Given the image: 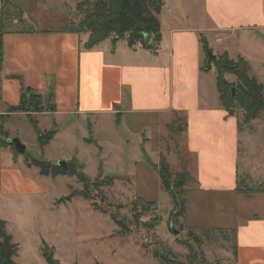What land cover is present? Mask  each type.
Returning <instances> with one entry per match:
<instances>
[{
  "label": "crops",
  "instance_id": "1",
  "mask_svg": "<svg viewBox=\"0 0 264 264\" xmlns=\"http://www.w3.org/2000/svg\"><path fill=\"white\" fill-rule=\"evenodd\" d=\"M9 3L19 8L15 2ZM1 4L2 0L0 10ZM199 12L191 18L157 16L161 40L154 50L139 44L129 47L125 40L112 38L86 50L89 35L62 33L64 24L51 31L33 28V33L6 28L0 37L3 128L15 116L29 122L26 114L10 110L19 105L25 90L41 95L45 104L53 100L54 113L32 115L41 132L49 128H40V118L52 119L56 130L53 140L64 131L62 122L65 128L75 124L82 134V130L92 129L98 118L114 116L119 123L139 116L177 115L175 123L180 124V119L183 123L184 144L201 188L206 185L217 192L228 191L248 201L264 197L238 192L240 177L247 174L253 180L251 175L260 169L247 161L251 135L245 132L243 149L239 120L222 108L216 72L212 80L213 68L205 70L203 51L204 40L214 56L226 54L234 61L242 58L249 66V75L264 87V0H201ZM24 15L22 20L27 21L29 17ZM232 77L225 75L229 83L235 82L230 81ZM80 133L78 139L84 143L96 142L90 139V132L87 137ZM25 168L30 169L23 156L0 148L1 201L38 192L35 184L23 177ZM257 209L240 220L237 217L233 264H264V201Z\"/></svg>",
  "mask_w": 264,
  "mask_h": 264
},
{
  "label": "rangeland",
  "instance_id": "2",
  "mask_svg": "<svg viewBox=\"0 0 264 264\" xmlns=\"http://www.w3.org/2000/svg\"><path fill=\"white\" fill-rule=\"evenodd\" d=\"M8 1L15 2L26 14L23 15L29 17L24 21L26 24L38 31H51L56 26L61 28V24L79 25L85 9L79 8L80 3L92 0ZM162 2L163 7L158 16L174 19L178 15H189L190 18L191 15H200L201 0ZM6 12L4 29L22 31L19 22L21 17H17L12 10ZM175 23L180 25L182 22L175 20ZM212 44L214 41H211ZM214 69L210 76L212 80H215ZM234 80L233 76L230 81ZM233 91L235 94V89ZM234 112L243 131V149L245 132L251 135L248 142L250 158L247 161L253 168L264 171V111L249 124L244 123L243 110L235 109ZM176 119L177 115L172 114L139 116L117 123L116 118L110 116L98 118L86 133L81 128L82 134L80 127L79 131L75 124L65 128L62 122L64 131L41 149L27 119L11 117L4 127L9 132V144L19 141L26 148V154L10 149L13 156L21 155L25 162L27 157L42 158L52 165L62 162L67 164L75 159L78 164L84 165V173L89 179H113L110 187L100 189L103 199L95 200L107 209V214H102L94 210L91 201L79 198L59 204V200L68 197L73 191L82 190L76 177H44L34 166L25 168L23 177H28V182L34 183L35 191L38 192L25 197L9 196V201L0 200V223H4L7 234L17 245L15 262L47 264L41 255L44 242L53 249L54 257L60 264H159L150 254L155 249L161 254L170 253L181 264H193L188 247L183 245L184 242H190L200 262L233 264L237 217L240 220L258 211L257 206L263 203L264 197L248 201L244 199L245 196L232 195L228 191L217 192L206 185L201 188L200 182L194 178V162L189 159L184 144L183 123L180 119V128L175 129ZM40 128H49L43 133L49 132L55 128L54 122L43 116L40 118ZM89 132L90 139L96 141L94 144L78 139L79 133L87 137ZM143 151L154 164L163 163L169 168L172 181H176L177 174L186 172L191 178L192 181L184 186L181 194V198L186 200L183 217H175L172 198L164 190L158 173L146 163ZM243 167L241 161L240 169ZM260 171L251 175L255 177L253 180L247 174L241 176L239 186L264 188V179H257L264 176ZM137 199L153 204L151 211L142 215L141 223L157 221L158 225L154 229L133 222L132 203ZM110 214L125 220L130 233L121 236ZM188 232L195 233L200 243L191 242Z\"/></svg>",
  "mask_w": 264,
  "mask_h": 264
},
{
  "label": "trees",
  "instance_id": "3",
  "mask_svg": "<svg viewBox=\"0 0 264 264\" xmlns=\"http://www.w3.org/2000/svg\"><path fill=\"white\" fill-rule=\"evenodd\" d=\"M84 7V18L79 25L68 26L65 24L61 29L62 33L89 35L85 45L86 50H90L105 40L112 38L125 40L129 47L139 44L147 50H154L161 40L160 23L157 18L160 13L163 2L162 0H92L91 2L83 1L79 8ZM8 10H12L17 17H21L19 22L22 26V31L25 33H33L31 26L23 20L21 9L14 7L6 0H2L0 10V37L3 35L5 25V15ZM203 51L206 55L204 64L205 70L209 71L213 68L216 70V86L219 93V100L222 108L230 115H235V109H241L245 113L244 123L249 124L256 120L259 113L264 111V87L259 84L255 78L249 75V66L245 60L238 58L236 61L230 60L225 54L222 56H214L208 48L207 43L203 40ZM225 75L235 77V83H229L225 79ZM235 89V94L233 90ZM12 112L26 114L29 123L32 125L36 135L39 147L43 149L54 138L56 130L43 133L38 129L37 122L32 119L33 114L39 113H54L55 106L53 100L44 103L43 98L38 93L31 90H25L21 94L20 103L17 107L10 109ZM4 117H0V148H10L13 152V146L8 142V133L3 128ZM175 129L180 128L179 123L174 124ZM144 153L146 163L152 170L158 173L163 184L164 190L172 198L175 217H183L185 211L186 200L181 198L184 186L191 182V178L186 173L177 174L176 181H172V176L169 168L163 163L154 164L148 155ZM26 154V153H25ZM26 163L28 167L34 166L38 168L40 176L44 177H76L79 184L82 185V190L73 191L68 197L59 200V204L70 202L73 198H79L85 201H91L94 210L107 214V209L96 203V198L103 199L100 189L110 187L113 179L110 177L89 179L84 173V165H80L75 159L67 163V168L64 170L58 165H52L44 159H33L27 157ZM239 193L244 195L264 194V188L248 189L239 186ZM95 201V202H94ZM152 203H146L142 199H137L132 203L133 222L136 225L142 224L144 227L154 229L157 221L152 223H141L142 215L151 211ZM111 220L118 226L119 234L126 236L130 233L127 222L119 219L116 215H109ZM188 238L191 242L200 243L199 238L195 233L188 232ZM187 246L190 256L193 258V264H207L206 261L200 262L194 252V247L190 242H184ZM152 258L159 264H181L175 261L170 253L161 254L157 249L150 253ZM17 255V245L12 242L5 230L4 223H0V264H18L15 262ZM41 255L47 264H60L55 259L54 251L46 243L43 242L41 247ZM77 264V263H74Z\"/></svg>",
  "mask_w": 264,
  "mask_h": 264
},
{
  "label": "water",
  "instance_id": "4",
  "mask_svg": "<svg viewBox=\"0 0 264 264\" xmlns=\"http://www.w3.org/2000/svg\"><path fill=\"white\" fill-rule=\"evenodd\" d=\"M234 92V91H233ZM10 142V141H9ZM8 142V143H9ZM10 145L20 154H24L26 151L25 146H23L19 141H13ZM59 167L63 168L64 170L67 168L66 162H62L58 165ZM177 234V233H176Z\"/></svg>",
  "mask_w": 264,
  "mask_h": 264
}]
</instances>
